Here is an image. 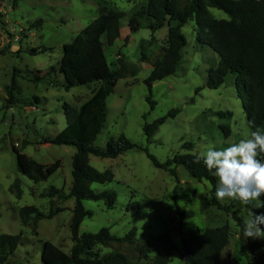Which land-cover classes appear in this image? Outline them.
Listing matches in <instances>:
<instances>
[{"label":"rangeland","instance_id":"obj_1","mask_svg":"<svg viewBox=\"0 0 264 264\" xmlns=\"http://www.w3.org/2000/svg\"><path fill=\"white\" fill-rule=\"evenodd\" d=\"M101 5L126 13L120 23V38L105 48L109 65L116 63L120 54L137 73L120 80L107 98V119L94 147L106 148L111 139L117 141L125 136L164 164L179 154L196 156L209 145L222 150L250 138L245 113L248 93L240 82L237 86L233 76H228L218 90L205 88L209 65L213 62L217 65L218 57L198 47L193 23L183 28L188 46L181 68L175 76L155 83L150 93L145 82L152 70L140 61V48L145 46V52L151 51L154 56L158 49L156 44L151 45L152 21L143 15L145 0H0V235H23L17 251L5 264H42L44 242L68 254L73 246L70 225L75 200L44 195H48L51 187L62 191L64 196L69 194L72 159L77 150L73 146L43 142L66 128L64 104L78 111L99 88V84L93 83L66 90L60 62L63 46L98 18ZM134 17L140 23L137 33L129 28ZM209 18L229 20L218 9H210ZM154 36L156 43L163 46L167 29ZM52 69L53 82L46 76ZM14 77L18 91L14 92L11 105L6 87ZM150 96L154 108L147 100ZM173 109L180 113L170 118L168 114ZM163 117L167 121L148 141L144 125ZM187 143L193 145L192 150L183 148ZM13 147L43 165L60 161L61 168L48 180L35 183L18 171ZM90 164L100 172L110 170L114 174L113 182L93 184L92 190L114 192L117 203L108 210L103 202L84 201L92 217L83 221L80 235L97 234L102 228H109L115 236L135 230L138 240L152 241L166 232L173 245L169 264H184L180 256L182 241L191 230L200 233L228 225L230 243L221 263L247 264L239 255V230L233 215L211 204L210 182H198L183 167H178L177 177H172L156 168L146 151L140 149L117 159L91 155ZM17 181L21 198L14 188ZM219 202L222 206L234 203L243 221L252 218L248 205L227 198ZM24 207H36L44 215L59 207L63 211L50 220L32 218L24 225L19 217ZM177 207L182 217L176 213ZM260 209L264 213V208ZM100 249L104 254L112 252ZM258 256L264 259L261 254Z\"/></svg>","mask_w":264,"mask_h":264},{"label":"trees","instance_id":"obj_2","mask_svg":"<svg viewBox=\"0 0 264 264\" xmlns=\"http://www.w3.org/2000/svg\"><path fill=\"white\" fill-rule=\"evenodd\" d=\"M146 7L143 15L151 22V45L156 44L158 53L145 52L141 46L140 61L152 70L146 80L150 89L157 82L175 76L184 61V51L188 41L183 28L189 23L194 24L198 36V47L214 53L218 57L217 65H209L205 77V88L220 89L228 76H233L235 83L239 82L248 93V106L245 108L246 118L252 131L264 132V0H145ZM210 9H218L229 16V20L209 18ZM126 13L108 6L99 7V16L93 20L81 34L71 43L63 46V56L60 62V73L65 80L64 88L99 84L92 97L78 111L64 104L66 128L53 138L45 139L44 144L57 146H73L76 153L72 159V186L67 196L62 191L51 187L48 195L58 196L59 199H74L72 210L71 234L73 246L66 253L50 242L43 243L42 264H169L172 260L173 245L168 233H163L152 241H141L136 238V231L131 230L124 236L112 235L109 228H102L97 234H79V228L86 218L92 217L83 205L84 201L103 202L105 207L113 209L117 203L114 192L96 193L93 184L106 185L114 181L110 170L100 172L90 164V156L102 159H117L128 151L140 149L146 151L152 164L165 170L172 177H177V168L183 167L188 174L198 182L208 181L212 184V206L233 215L239 230V255L244 257L247 264H264L258 254L264 257V237L261 239H246L243 236V220L240 211L234 203L222 206L216 199L217 179L206 169L203 161L195 163L191 154L176 155L166 163L161 164L155 157L142 149L125 136L117 141L111 139L106 148H96L94 143L102 132L107 119L106 100L112 94L118 82L127 77L136 76V70L129 66L119 54L116 63L109 65L105 48L113 46L120 38V23ZM129 28L137 33L140 23L137 17L130 20ZM167 29L163 46L155 40V33ZM125 42H128L126 39ZM151 46V47H152ZM150 47V48H151ZM47 73L51 79V72ZM41 80V77L38 78ZM53 82V80L51 79ZM9 104H13L14 92L18 91L15 77L12 84L6 87ZM242 98V92L239 91ZM148 102L152 108L155 103L151 96ZM180 110L173 109L168 117L175 118ZM167 117L159 118L151 124L144 125V134L150 141L159 128L165 124ZM229 133V132H228ZM227 133V134H228ZM229 135V134H228ZM184 149L192 150L193 145L187 143ZM13 152L17 158L18 171L35 183L48 180L60 168L61 162L43 165L30 159L16 147ZM259 159L264 160V154ZM17 197L21 198L20 183L14 184ZM264 200V196L261 197ZM251 212L261 214V209L248 205ZM61 207L44 215L36 207H24L19 217L24 225L34 218L52 219L61 213ZM176 213L183 216L180 208ZM264 227V226H262ZM20 235H0V264H5L14 254L22 241ZM230 243L229 226L207 229L203 232L191 230L182 241L180 251L184 264H222V256ZM100 248L112 249L103 253Z\"/></svg>","mask_w":264,"mask_h":264},{"label":"clouds","instance_id":"obj_3","mask_svg":"<svg viewBox=\"0 0 264 264\" xmlns=\"http://www.w3.org/2000/svg\"><path fill=\"white\" fill-rule=\"evenodd\" d=\"M264 132H250L242 139L222 150L209 145L195 156V163L203 161L206 169L217 179L216 199L239 201L254 209L264 208ZM243 236L248 239L264 237V213L252 212L251 219L243 221Z\"/></svg>","mask_w":264,"mask_h":264}]
</instances>
